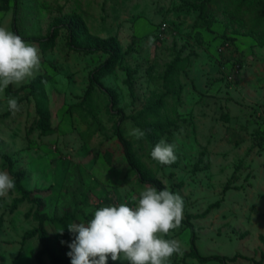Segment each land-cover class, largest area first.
<instances>
[{"label":"rangeland","instance_id":"1","mask_svg":"<svg viewBox=\"0 0 264 264\" xmlns=\"http://www.w3.org/2000/svg\"><path fill=\"white\" fill-rule=\"evenodd\" d=\"M205 1L210 28L197 24ZM14 25L41 64L0 93V171L15 180L0 197V264H54L39 258L45 239L71 264L67 225L106 206L134 208L148 187L183 198L203 256L261 261L264 0H0V27ZM109 43V53L88 51ZM137 128L140 140L129 134ZM161 139L177 145L171 165L151 158ZM164 238L183 253L167 264H203L185 223Z\"/></svg>","mask_w":264,"mask_h":264},{"label":"clouds","instance_id":"2","mask_svg":"<svg viewBox=\"0 0 264 264\" xmlns=\"http://www.w3.org/2000/svg\"><path fill=\"white\" fill-rule=\"evenodd\" d=\"M40 64L36 46L0 27V93L33 77ZM7 108L13 114L19 111L18 99L9 98ZM129 134L136 140L146 135L138 128ZM176 147L161 139L152 148L151 158L161 165H171L177 160ZM14 188V178L0 171V197ZM184 206L179 193L148 187L139 193L134 208L124 203L106 206L96 210L87 223H69L67 228L74 236L67 253L71 264H108L109 258L122 264H167L174 254H183L178 240L164 237L181 226ZM63 230L57 231L63 234Z\"/></svg>","mask_w":264,"mask_h":264},{"label":"trees","instance_id":"3","mask_svg":"<svg viewBox=\"0 0 264 264\" xmlns=\"http://www.w3.org/2000/svg\"><path fill=\"white\" fill-rule=\"evenodd\" d=\"M212 1H205L200 5V14L198 17V21L197 24L200 27H204L207 26L208 28H210V21L207 20V15L211 9V7L209 6ZM14 31L15 34L19 35L18 29L16 27V25H14ZM20 36V35H19ZM37 41V40H36ZM110 47L112 48V45L106 44V45H102V46H97V47H90L88 48L90 52H110ZM109 64H105V66H102L101 68H99L98 70H96L95 72H93V74H99L100 76H102L103 74H105L107 72ZM173 76H174V69H169L168 73H167V80H168V86L169 87H173L174 86V81H173ZM153 113V112H151ZM167 124H170V122H168ZM159 127L162 128V125L159 124ZM119 143L121 144L124 154L127 157V159L129 160V162L131 164H135L134 162V157L132 155V152L130 150V145L128 144V142H126L125 138L123 137L122 133L119 134ZM228 188V187H227ZM226 188V189H227ZM229 189V188H228ZM23 192V191H22ZM23 195H25V197H28L29 194L27 192H23ZM33 201V200H31ZM40 207L43 206V204H39ZM215 207H219L218 203L215 204ZM44 216H41V220H44ZM55 221H59V220H55ZM182 223H185V225L189 226L190 230H191V234H192V239H191V250L193 251V258L197 259L199 262L205 264V263H209L212 261H216L220 264H227L228 262H236L238 260V258H243L242 256H235L233 258H228V257H222V256H203L197 247V232L195 229V226L193 224H191L189 221H183ZM33 233H36L33 232ZM262 242L264 243V238H261ZM44 255H48L51 260L53 261L54 264H70L68 260H64V259H59L57 256L54 255L53 252L50 251V246L48 241L45 239L44 243H43V250L39 253V258L42 259V257ZM249 259V258H246ZM255 261V260H253ZM42 264V263H41ZM257 264H264V254L262 256V259L260 262H258Z\"/></svg>","mask_w":264,"mask_h":264}]
</instances>
